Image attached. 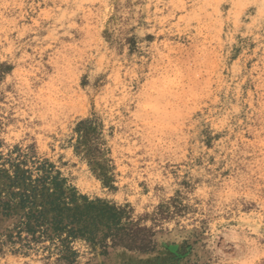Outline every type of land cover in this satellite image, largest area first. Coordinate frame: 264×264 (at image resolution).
<instances>
[{
    "label": "rangeland",
    "instance_id": "rangeland-1",
    "mask_svg": "<svg viewBox=\"0 0 264 264\" xmlns=\"http://www.w3.org/2000/svg\"><path fill=\"white\" fill-rule=\"evenodd\" d=\"M41 164L95 234L16 207L0 264H264V0H0V169Z\"/></svg>",
    "mask_w": 264,
    "mask_h": 264
},
{
    "label": "trees",
    "instance_id": "trees-1",
    "mask_svg": "<svg viewBox=\"0 0 264 264\" xmlns=\"http://www.w3.org/2000/svg\"><path fill=\"white\" fill-rule=\"evenodd\" d=\"M26 173L30 171L20 172L18 166L12 174L8 170L0 169V178L4 179L0 187V217L9 216L16 207H20L26 210L21 228L31 234L39 233L41 236L62 242L68 237L94 236L95 230L92 227L96 226L97 215L92 211L95 212L97 205L93 204V201L79 195L74 187L67 189L63 180L51 174L45 164L40 165V174L35 179L29 174L30 177L23 183L22 191H14L13 188L21 184ZM80 198L84 200V211L80 210ZM65 233L68 237L64 239ZM2 237L3 234H0V247L6 241ZM69 252V249L65 248L62 255L65 254L66 257L63 258H67L68 254L71 256L72 252Z\"/></svg>",
    "mask_w": 264,
    "mask_h": 264
}]
</instances>
